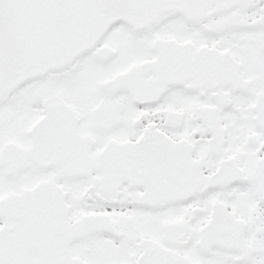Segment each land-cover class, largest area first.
I'll return each instance as SVG.
<instances>
[{
	"label": "snow or ice",
	"instance_id": "6c2138e0",
	"mask_svg": "<svg viewBox=\"0 0 264 264\" xmlns=\"http://www.w3.org/2000/svg\"><path fill=\"white\" fill-rule=\"evenodd\" d=\"M0 264H264V0H0Z\"/></svg>",
	"mask_w": 264,
	"mask_h": 264
}]
</instances>
